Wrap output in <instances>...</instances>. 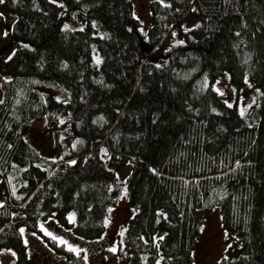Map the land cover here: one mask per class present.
<instances>
[{
    "label": "trees",
    "instance_id": "1",
    "mask_svg": "<svg viewBox=\"0 0 264 264\" xmlns=\"http://www.w3.org/2000/svg\"><path fill=\"white\" fill-rule=\"evenodd\" d=\"M149 2L145 42L131 0L1 4L15 21L8 33L0 15V47L12 37L15 49L4 64L10 78L1 81L0 249H12L16 264L30 257L24 227L65 264H87L42 233L41 223L55 218L67 227L73 211L75 235L98 238L124 190L137 208L121 239L129 264H194L201 224L217 204L241 245L217 264H264V0ZM193 7L199 27L183 32ZM73 15L85 28H62ZM175 33L184 41L167 48ZM223 73L238 94L259 89L256 109L243 116L202 86ZM50 83L69 100L39 91ZM64 114L80 141L62 159L42 157L24 137L31 120L46 116L58 128ZM129 161L130 174L118 183L110 167ZM18 169L23 181L14 188ZM115 257L107 253L109 262Z\"/></svg>",
    "mask_w": 264,
    "mask_h": 264
},
{
    "label": "rangeland",
    "instance_id": "2",
    "mask_svg": "<svg viewBox=\"0 0 264 264\" xmlns=\"http://www.w3.org/2000/svg\"><path fill=\"white\" fill-rule=\"evenodd\" d=\"M55 1L58 3L61 0ZM131 1L133 3V14L139 19V23L141 24L140 34L142 35L143 42H145L150 27V13L148 9L150 0ZM1 4L2 3H0V15H2L4 27H6L5 29L9 33L15 19L13 15L1 8ZM191 11L187 20H185L182 25L183 32H188L190 29L200 24V18L196 7H193ZM84 26L85 22L81 18L73 15L64 22L62 28L70 31L83 29L85 28ZM173 37L178 38L177 41L172 38L170 42H168L167 48L184 41L179 34L175 33ZM93 48V58L96 62L97 58L101 61L97 48H95V46H93ZM14 49L15 40H13L12 37H7L6 43L0 47V101L4 98L1 81L10 78L8 73L4 72V64L6 59L12 56ZM204 81L205 84L202 86H213L221 96H224L228 105H236L240 114L243 110V116L256 109L258 106L257 97L260 93L259 89L257 87H252L247 95L238 94L234 85L230 83V76L228 73H223V75L213 81L212 84L209 83L207 78H205ZM245 83L250 85L251 81L248 77H246ZM38 89L39 91L52 95L59 101L69 100L68 92L53 83L40 85ZM69 122L70 116L68 114H64L59 118L57 123L58 128H54L53 125H50L46 116L41 117V119H34L31 120L29 124L30 128L25 132L24 137L42 157L53 161L62 159L69 149L71 147L75 148L80 141L79 137L72 133L71 124H69ZM58 143H60V145H58ZM102 153H105V148L102 149ZM110 168L114 170L118 183H124L130 174L132 164L129 161V163H126L123 167ZM20 173L21 170L18 169L17 175L12 176L14 188L22 184L23 180L19 178ZM5 199L6 192L3 190L2 185H0V204L4 203ZM136 211L137 208L132 205L127 191L124 190L120 195V199L110 207L108 215L104 218V232L98 238L86 240L75 235L73 228L76 225V220L73 211L68 214V218L74 214V222H70L68 219L69 225L67 227L62 226L55 218H50L41 223V225L44 226V229L48 233H51V235L48 236L51 238L53 236L56 237L57 239L55 240L59 243L61 239L67 241V243L64 244L67 250L70 246L81 249L82 251L79 253L83 254L87 264H129L130 253L126 250L121 239L126 234L129 221ZM22 229L23 232L20 230V233H22L24 244H26L30 250V257L27 264L66 263L65 257L62 254L56 253L54 248L49 243H46L40 234L32 233L25 227ZM1 230L2 225L0 224V231ZM45 230L41 229L42 233L47 235ZM236 244L238 245L237 249L235 248ZM240 246V241L236 235L228 232L224 225H222L221 205L217 204L216 207L208 212L201 224L199 239L197 240L196 248L193 252L194 264H217L224 256L236 257ZM110 249H115V251H111ZM108 252L116 253L115 260L112 262L108 261ZM15 257L16 255L12 249H0V264H9L12 260H15ZM158 264H162L161 259H159Z\"/></svg>",
    "mask_w": 264,
    "mask_h": 264
},
{
    "label": "snow or ice",
    "instance_id": "3",
    "mask_svg": "<svg viewBox=\"0 0 264 264\" xmlns=\"http://www.w3.org/2000/svg\"><path fill=\"white\" fill-rule=\"evenodd\" d=\"M4 2V0H0V3H3ZM161 2H163V0H161ZM166 6H170V5H166ZM194 11H195V9H194ZM197 27H199V25H197ZM82 30V29H81ZM186 30H188V29H186ZM182 43V42H181ZM99 63H101V61H100V59L99 58H97V64H99ZM222 94V93H221ZM229 106H231V105H229ZM241 115H243V110L241 111ZM101 119H103L102 117H101ZM62 123H63V121H62ZM105 154H106V150H105ZM72 163H75V161H73ZM69 221L70 222H74V214L72 215V216H69ZM41 229L42 230H45L44 229V226L43 225H41ZM21 231L23 232V229H21ZM46 231V230H45ZM46 234L47 235H51V233H48L47 231H46ZM54 240L55 239H57L56 237H52ZM60 243H62V244H66L67 243V241H65V240H63V239H61L60 240ZM69 250L70 251H74V252H76L77 254H79V252L80 251H82L81 249H78V248H73V247H69ZM111 251H115V249H110Z\"/></svg>",
    "mask_w": 264,
    "mask_h": 264
},
{
    "label": "water",
    "instance_id": "4",
    "mask_svg": "<svg viewBox=\"0 0 264 264\" xmlns=\"http://www.w3.org/2000/svg\"><path fill=\"white\" fill-rule=\"evenodd\" d=\"M9 264H16V260H12Z\"/></svg>",
    "mask_w": 264,
    "mask_h": 264
}]
</instances>
